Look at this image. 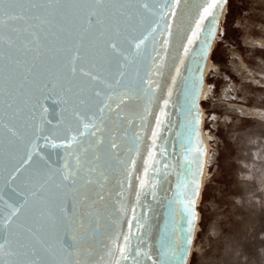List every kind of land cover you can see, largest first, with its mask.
I'll use <instances>...</instances> for the list:
<instances>
[{
  "label": "water",
  "instance_id": "water-1",
  "mask_svg": "<svg viewBox=\"0 0 264 264\" xmlns=\"http://www.w3.org/2000/svg\"><path fill=\"white\" fill-rule=\"evenodd\" d=\"M146 2L152 12L141 10L143 24L134 35L143 33L146 36L156 29L154 39L150 37L139 54L129 57L124 83L131 99L121 104L119 117L115 110L105 116L104 144L100 151L102 171L107 179L102 188L92 187L86 206L77 210L91 213L87 216L91 230L83 245L86 251L78 257L82 264H116L119 259L117 245L123 246L125 236L140 264H189L193 250L199 222V198L208 161L207 143L203 137L202 96L207 65L222 32L221 24L229 0L220 6L218 18L212 24L199 21L203 8L207 7L206 0H180L164 14L157 12L159 0ZM198 22L204 30L200 32L199 40L188 45L187 40ZM208 28L215 29L211 36L207 34ZM162 41L168 43L162 45ZM201 42L210 45L204 59L200 55ZM185 48L189 49L187 53ZM77 81L85 89L81 94V98L87 100L84 105L59 87L42 92L31 90L32 99L28 101L25 112L33 109L35 119L28 117L26 127L21 130L26 133L24 141L13 138L10 145L5 135L3 151L0 152V185L28 150V138L37 132L41 122L48 130L43 135L49 136L50 141L45 146V141L40 140L42 150L50 159L63 162L65 149L52 148L51 142L59 145L70 135H78L82 124L76 113L95 112L98 104L88 80L78 76ZM112 107L115 109V104ZM162 112L165 115H161ZM154 132L158 133L155 148ZM78 139L84 141L79 146L82 148L94 138L78 135ZM110 140H115L118 147L111 148ZM149 153L155 161L154 170L151 169ZM88 156H91V151ZM146 166L149 167L147 174ZM194 178L199 187L195 196L193 229L188 223L184 201L192 194ZM44 179L45 176H34L30 171L17 178V190L23 192V199L28 201L24 205L26 212L40 206L39 189ZM142 181L144 188L140 187ZM4 190L9 189L5 187ZM33 192L37 195L33 196ZM97 193L104 199H98ZM64 227L66 237L70 238L75 227L72 220L67 221ZM173 249L180 255L173 256ZM164 253L168 254L167 257Z\"/></svg>",
  "mask_w": 264,
  "mask_h": 264
},
{
  "label": "snow or ice",
  "instance_id": "snow-or-ice-1",
  "mask_svg": "<svg viewBox=\"0 0 264 264\" xmlns=\"http://www.w3.org/2000/svg\"><path fill=\"white\" fill-rule=\"evenodd\" d=\"M224 2L226 0H206L207 7L203 8L199 21L214 23ZM159 3L157 12L164 14L180 0H159ZM141 10L152 12L146 0H0V152L6 134L10 145L13 138L26 139V133L21 130L26 127L28 117L35 119L33 109L25 112L32 99L29 94L32 89L42 92L59 87L84 105L87 100L81 98L85 89L77 81L79 76L88 80L92 95L98 99L95 112L76 113L82 124L79 137L94 138L87 147L80 148L84 141L78 139V135H70L59 145L51 142L52 148L65 149L63 162L50 159L39 143L41 139L45 146L50 142L49 136L43 135L48 130L41 122L37 132L28 138V150L0 185V264H82L78 257L86 251L83 245L91 230L87 223L91 213L77 210L86 206L92 187L102 188L107 179L102 171L100 151L104 144L105 116L115 110L119 117L121 104L131 99L124 83L129 57L139 54L149 38L154 39L156 31L153 29L146 36L134 35L143 24ZM200 22L188 38V45L199 40L204 30ZM214 30L208 28V36ZM168 34L170 36L171 32ZM209 47L208 43L201 42V59L206 58ZM184 51L187 53L189 49ZM159 126L158 121L157 128ZM152 135L155 148L158 133ZM109 144L113 149L118 147L115 140H110ZM149 161L154 170L152 153H149ZM29 171L46 179L39 189L40 206L26 212L24 205L28 201L23 199L24 193L17 190L19 186L15 182ZM148 172L146 166L145 173ZM192 184V194L184 201V210L194 229L199 185L195 178ZM5 187L9 190L5 191ZM140 187H145L143 181ZM97 197L104 199L99 193ZM70 219L75 227L67 238L64 225ZM116 250L119 252L116 264L121 261L140 264L134 258V250L128 246L127 236L123 237V246L117 245ZM172 255L180 254L173 249ZM238 255L239 264H251L255 250L249 247L246 255Z\"/></svg>",
  "mask_w": 264,
  "mask_h": 264
},
{
  "label": "rangeland",
  "instance_id": "rangeland-1",
  "mask_svg": "<svg viewBox=\"0 0 264 264\" xmlns=\"http://www.w3.org/2000/svg\"><path fill=\"white\" fill-rule=\"evenodd\" d=\"M224 16L202 100L211 149L189 264H239L249 247L264 264V0H229Z\"/></svg>",
  "mask_w": 264,
  "mask_h": 264
},
{
  "label": "bare ground",
  "instance_id": "bare-ground-1",
  "mask_svg": "<svg viewBox=\"0 0 264 264\" xmlns=\"http://www.w3.org/2000/svg\"><path fill=\"white\" fill-rule=\"evenodd\" d=\"M254 10V9H253ZM225 17V16H224ZM215 46V45H214ZM213 49H214V47H213ZM213 51V50H212ZM232 52H234V51H232ZM231 52V53H232ZM235 53H237L236 51H235ZM211 65H212V62H211V59L209 60V62H208V65H207V70H206V75H207V73L209 72V69H210V67H211ZM235 66V65H234ZM208 89H209V86L207 85V83H205V87H204V91H203V96H202V100L203 99H205V97H206V95H207V92H208ZM225 89H226V87L224 88V90H223V92H225ZM227 98V97H226ZM213 105H214V107H216V106H222V108H225V109H230V107H228L226 104V106H223L222 105V102H214L213 103ZM235 105V104H234ZM231 106V105H230ZM232 107V106H231ZM232 108H234V107H232ZM232 108H231V110H232ZM237 108V107H236ZM238 109V108H237ZM203 115H204V110H203ZM204 117H205V115L203 116V124H204ZM203 137H204V139H205V141H206V143H207V149H208V152H207V160L209 159V153H210V149H211V145H210V140L208 139V136L206 135V133H204L203 132ZM207 173H208V167H207V164H206V167H205V173H204V179H203V188L205 187V182H206V178H207ZM201 198H202V196H200V198H199V203H200V201H201ZM201 213V212H200ZM199 213V221H200V219H201V214ZM215 221V220H214ZM220 222V221H219ZM212 223V222H211ZM218 227V226H217ZM199 228H200V225H199V222H198V227H197V231L199 230ZM213 228V230L214 231H217L218 229H216V228H214V227H212Z\"/></svg>",
  "mask_w": 264,
  "mask_h": 264
}]
</instances>
